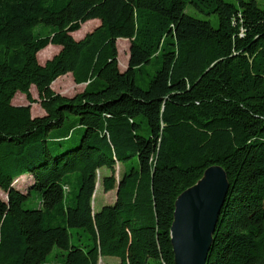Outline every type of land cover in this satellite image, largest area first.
I'll return each mask as SVG.
<instances>
[{"label": "trees", "instance_id": "16d2710c", "mask_svg": "<svg viewBox=\"0 0 264 264\" xmlns=\"http://www.w3.org/2000/svg\"><path fill=\"white\" fill-rule=\"evenodd\" d=\"M187 3L215 24L187 14ZM92 19L99 24L75 39ZM120 38L129 41L124 71ZM49 45L59 51L40 64ZM153 60L141 87L136 76ZM66 74L84 85L73 96L51 88ZM31 86L41 116L31 115ZM18 92L27 104H12ZM213 165L229 188L206 264H264L256 0H0V264H175L174 202ZM102 167L103 191L116 197L94 212ZM23 174L32 179L24 191L14 183Z\"/></svg>", "mask_w": 264, "mask_h": 264}, {"label": "water", "instance_id": "95a60500", "mask_svg": "<svg viewBox=\"0 0 264 264\" xmlns=\"http://www.w3.org/2000/svg\"><path fill=\"white\" fill-rule=\"evenodd\" d=\"M228 188L225 171L213 165L177 196L170 226L175 264H206Z\"/></svg>", "mask_w": 264, "mask_h": 264}, {"label": "rangeland", "instance_id": "374dc122", "mask_svg": "<svg viewBox=\"0 0 264 264\" xmlns=\"http://www.w3.org/2000/svg\"><path fill=\"white\" fill-rule=\"evenodd\" d=\"M259 7H264V0H256ZM185 12L193 17L199 19H210L215 24L214 17L205 15L204 13L195 9L190 3H187L185 6ZM99 24L98 19H92L87 21L85 24H81L80 29L73 32L72 36L75 39L82 38L86 33L92 31ZM117 51H118V67L120 71H124L127 67L128 57H129V41L127 39L120 38L116 41ZM58 52L57 46L49 45L43 50L37 53V60L40 64L45 63L48 59L53 57ZM159 66V62L153 60V62L147 66L143 74H138L136 76V83L141 87H146L148 76L153 74L157 67ZM84 85H77L74 83L71 74H66L61 76L52 84V89L54 92L59 93L65 96H73L74 94L80 92L83 89ZM30 93L32 98L35 99V102L31 104V115L39 116L42 114L41 107L38 102V94L34 86H31ZM12 104L14 105H25L27 101L25 99L24 94L16 93L12 100ZM110 175V170L106 167H102L97 171L96 177V189L93 195L92 204L96 211H98L104 203H109L113 194L111 192L105 193L102 188V178L104 176ZM118 175V167L116 176ZM26 177L20 179L19 181H14L16 185H23L25 181L28 180ZM32 199L30 200L29 207L35 206V202H37V198L35 197V193L32 192ZM0 198L6 200V195L3 191L0 190ZM98 264H118L119 259L112 256L100 257ZM148 264H152V261L149 260Z\"/></svg>", "mask_w": 264, "mask_h": 264}, {"label": "crops", "instance_id": "0c3cea01", "mask_svg": "<svg viewBox=\"0 0 264 264\" xmlns=\"http://www.w3.org/2000/svg\"><path fill=\"white\" fill-rule=\"evenodd\" d=\"M56 47V46H55ZM58 48V51H59V47H57ZM60 78V77H59ZM59 78H57V79H59ZM56 79V80H57ZM55 80V81H56ZM54 81V82H55ZM53 82V83H54ZM52 83V84H53ZM52 84H51V88H52ZM41 111H42V114H40L39 116H41V115H43V110L41 109ZM24 177H26V174H23V175H21V176H19L17 179H15L16 181L18 180H20V179H22V178H24ZM27 178H28V180L27 181H25L24 183H23V185H17V186H15L17 189H19V190H23L24 191V189H26L27 188V186L29 185V182H31L32 181V179H31V176L29 175V176H27ZM109 192H111L112 194H113V196H112V198H111V201L109 202V203H111V202H113L114 201V199H115V197H116V190H112V191H109ZM105 193H107V192H105ZM1 199V198H0ZM105 204V203H104ZM92 208H93V210H94V212L96 211L95 209H94V207H93V204H92ZM100 261V260H99ZM99 263V262H98Z\"/></svg>", "mask_w": 264, "mask_h": 264}]
</instances>
